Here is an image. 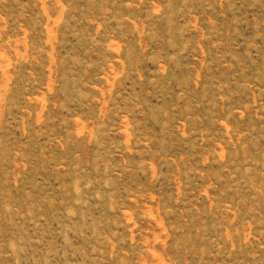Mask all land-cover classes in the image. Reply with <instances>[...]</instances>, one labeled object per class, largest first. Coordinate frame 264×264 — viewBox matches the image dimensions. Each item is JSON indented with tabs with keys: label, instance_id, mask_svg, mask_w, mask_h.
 Masks as SVG:
<instances>
[{
	"label": "rangeland",
	"instance_id": "obj_1",
	"mask_svg": "<svg viewBox=\"0 0 264 264\" xmlns=\"http://www.w3.org/2000/svg\"><path fill=\"white\" fill-rule=\"evenodd\" d=\"M0 264H264V0H0Z\"/></svg>",
	"mask_w": 264,
	"mask_h": 264
}]
</instances>
